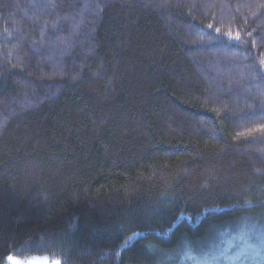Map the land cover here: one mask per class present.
<instances>
[{
	"label": "trees",
	"instance_id": "obj_1",
	"mask_svg": "<svg viewBox=\"0 0 264 264\" xmlns=\"http://www.w3.org/2000/svg\"><path fill=\"white\" fill-rule=\"evenodd\" d=\"M241 228L264 0H0V264H192Z\"/></svg>",
	"mask_w": 264,
	"mask_h": 264
},
{
	"label": "rangeland",
	"instance_id": "obj_2",
	"mask_svg": "<svg viewBox=\"0 0 264 264\" xmlns=\"http://www.w3.org/2000/svg\"><path fill=\"white\" fill-rule=\"evenodd\" d=\"M201 253L192 264H264V232L241 228ZM8 264H59L47 258L10 259Z\"/></svg>",
	"mask_w": 264,
	"mask_h": 264
},
{
	"label": "snow or ice",
	"instance_id": "obj_3",
	"mask_svg": "<svg viewBox=\"0 0 264 264\" xmlns=\"http://www.w3.org/2000/svg\"><path fill=\"white\" fill-rule=\"evenodd\" d=\"M208 27L211 28L212 26L209 25ZM216 31L219 32L220 30H219V29H216ZM228 37H229V39L239 40L240 35H239V33H237L235 36H233L232 33L229 32V33H228Z\"/></svg>",
	"mask_w": 264,
	"mask_h": 264
}]
</instances>
